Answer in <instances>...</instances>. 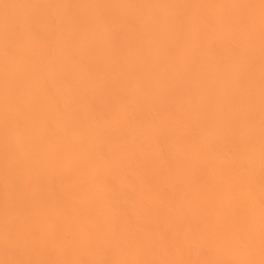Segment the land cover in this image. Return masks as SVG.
<instances>
[{"label":"bare ground","instance_id":"bare-ground-1","mask_svg":"<svg viewBox=\"0 0 264 264\" xmlns=\"http://www.w3.org/2000/svg\"><path fill=\"white\" fill-rule=\"evenodd\" d=\"M0 264H264V0H0Z\"/></svg>","mask_w":264,"mask_h":264}]
</instances>
